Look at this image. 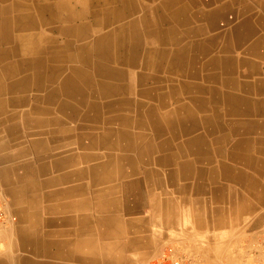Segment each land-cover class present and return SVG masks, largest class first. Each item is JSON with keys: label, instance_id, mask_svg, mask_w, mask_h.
I'll return each mask as SVG.
<instances>
[{"label": "bare ground", "instance_id": "1", "mask_svg": "<svg viewBox=\"0 0 264 264\" xmlns=\"http://www.w3.org/2000/svg\"><path fill=\"white\" fill-rule=\"evenodd\" d=\"M139 1L0 0V94L31 89L30 100L47 104L28 100L25 108L9 110L24 119L6 128L10 139L33 136L11 148L7 157L22 169L15 179L21 178L19 196L31 211L29 223L17 231L19 246L44 259L9 255L0 264H52L46 259L50 245L32 211L42 197L35 193L42 184L56 183L58 193L88 189L94 195H113L144 180L158 197L151 205L158 212L169 206L167 182L176 192L184 191L179 180L197 175L190 165L204 157L203 148L228 143V134L214 130L248 125L224 117L246 110L247 103L233 101L231 88L239 86L234 77L216 73L215 86L192 89L157 74L183 72L188 62L183 47H148V39L166 45L173 30L163 28L164 17ZM169 15L182 20L180 8ZM166 53L172 59L166 57L169 61L161 68ZM238 141L247 146L246 139ZM8 143L0 141V148ZM13 164L11 168L17 166ZM54 168L55 177L40 179ZM93 205L102 206L95 200ZM107 221L115 223L116 218L97 217L96 224Z\"/></svg>", "mask_w": 264, "mask_h": 264}, {"label": "crops", "instance_id": "2", "mask_svg": "<svg viewBox=\"0 0 264 264\" xmlns=\"http://www.w3.org/2000/svg\"><path fill=\"white\" fill-rule=\"evenodd\" d=\"M139 2L159 12L164 17L163 28L173 30L166 36V45L151 43L148 39V47L168 48L170 44L183 47L186 54L188 65L184 64L183 72L160 70L157 74L167 75L174 83L192 89L194 85L215 86L212 76L216 73H223L225 78L234 77L239 86L231 88L235 95L233 101H244L247 106L246 110L240 109L224 117L248 125L214 130L218 135L228 134V143L213 142L212 147L203 148L204 157L190 165L197 175H186L179 180L184 191L176 192L166 181L165 197L169 206L158 212L151 208L158 197L144 180L138 181L140 186H127L125 193L113 195H94L88 189L58 193L56 183L42 184L35 191L42 197L32 211L42 237L50 245L51 254L46 259L52 264H149L163 247L172 246L179 252L199 256L209 264H261L259 260L263 261V255L258 252L264 238V0ZM178 8L182 20L169 15ZM169 35H172L171 43ZM166 55L169 57H163L161 68L168 63L167 59H172L171 54ZM10 90L0 94L3 108L0 110V141L10 142L7 148H0V195L15 220L2 231L0 260L9 255L40 260L44 258L35 256L26 246H19L17 231L29 223L31 211L26 209V199L19 196L21 178L15 179L22 169L7 157L11 148L33 136L10 139L6 128L21 124L24 119L20 114H8L13 109L25 108L29 101L38 106L47 104L30 100L31 89L15 93ZM55 114L60 113L55 111ZM22 132L23 128L20 135ZM241 139H246L247 146L239 143ZM206 154L213 156L205 157ZM13 163L17 166L11 168ZM57 171L50 169L40 179L55 177ZM94 200L102 206L96 208ZM108 201L113 203L112 207L106 205ZM97 217L116 218V222L96 224ZM258 257L261 258L258 260Z\"/></svg>", "mask_w": 264, "mask_h": 264}, {"label": "built area", "instance_id": "3", "mask_svg": "<svg viewBox=\"0 0 264 264\" xmlns=\"http://www.w3.org/2000/svg\"><path fill=\"white\" fill-rule=\"evenodd\" d=\"M15 217L9 214L5 208L4 199L0 195V244L2 239V231ZM262 249L264 250V238L262 240ZM150 264H206L199 257L192 254H185L179 252L172 246L163 247L158 255L153 259Z\"/></svg>", "mask_w": 264, "mask_h": 264}, {"label": "rangeland", "instance_id": "4", "mask_svg": "<svg viewBox=\"0 0 264 264\" xmlns=\"http://www.w3.org/2000/svg\"><path fill=\"white\" fill-rule=\"evenodd\" d=\"M263 233H264V231H263ZM263 233H262V234H263ZM260 249H261V250H260ZM260 249H259L260 251L258 252V254H260L261 256L263 255V257H262L263 261H262V260H259L261 257H258V260L260 261L261 264H264V254H263V253H264V250L262 249V243H261ZM198 257H199V256H198ZM199 258H200V257H199ZM152 261H153V260H152ZM152 261H151V262H152ZM151 262H150V263H151ZM204 262H205V261H204ZM150 263H149V264H150ZM205 263H206V264H209V263H207V262H205ZM254 264H257V263L254 262Z\"/></svg>", "mask_w": 264, "mask_h": 264}]
</instances>
